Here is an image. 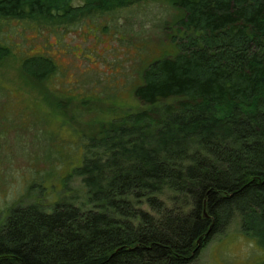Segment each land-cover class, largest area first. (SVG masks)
I'll return each instance as SVG.
<instances>
[{"label":"trees","instance_id":"1","mask_svg":"<svg viewBox=\"0 0 264 264\" xmlns=\"http://www.w3.org/2000/svg\"><path fill=\"white\" fill-rule=\"evenodd\" d=\"M71 1L0 0V24L65 28L140 0ZM168 1L181 12L176 50L133 89L148 108L82 136L72 172L91 207L16 206L0 264H192L236 216L264 249V0ZM9 53L0 43V62ZM20 54L33 80L55 73L47 54Z\"/></svg>","mask_w":264,"mask_h":264},{"label":"rangeland","instance_id":"2","mask_svg":"<svg viewBox=\"0 0 264 264\" xmlns=\"http://www.w3.org/2000/svg\"><path fill=\"white\" fill-rule=\"evenodd\" d=\"M180 15L168 0H140L65 28L0 24V43L10 45L0 62V224L16 206L36 201L47 211L59 199L91 207L72 172L83 156L81 143L100 130L94 119L148 108L133 89L150 62L176 50L171 36L179 35L174 22ZM24 50L47 54L55 73L44 81L30 78L20 66ZM263 260L264 249L236 216L192 264Z\"/></svg>","mask_w":264,"mask_h":264},{"label":"water","instance_id":"3","mask_svg":"<svg viewBox=\"0 0 264 264\" xmlns=\"http://www.w3.org/2000/svg\"><path fill=\"white\" fill-rule=\"evenodd\" d=\"M203 214L206 215V213H205V209L203 210Z\"/></svg>","mask_w":264,"mask_h":264},{"label":"clouds","instance_id":"4","mask_svg":"<svg viewBox=\"0 0 264 264\" xmlns=\"http://www.w3.org/2000/svg\"><path fill=\"white\" fill-rule=\"evenodd\" d=\"M9 203H11V201Z\"/></svg>","mask_w":264,"mask_h":264}]
</instances>
